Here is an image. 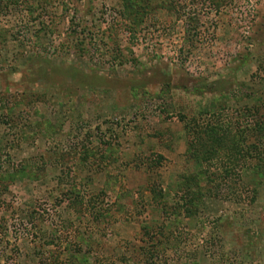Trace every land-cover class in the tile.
Wrapping results in <instances>:
<instances>
[{
	"label": "rangeland",
	"instance_id": "obj_1",
	"mask_svg": "<svg viewBox=\"0 0 264 264\" xmlns=\"http://www.w3.org/2000/svg\"><path fill=\"white\" fill-rule=\"evenodd\" d=\"M120 9L0 0V264H264V0Z\"/></svg>",
	"mask_w": 264,
	"mask_h": 264
},
{
	"label": "trees",
	"instance_id": "obj_2",
	"mask_svg": "<svg viewBox=\"0 0 264 264\" xmlns=\"http://www.w3.org/2000/svg\"><path fill=\"white\" fill-rule=\"evenodd\" d=\"M210 3L216 2L217 0H209ZM152 0H121V9L119 11L120 16H123L127 19L129 24L131 25H139L143 20H145V17L147 16L148 12L151 10L149 9V6L151 5ZM159 5L162 7L165 5H169L165 1L159 2ZM151 8V7H150ZM247 128V126L245 127ZM241 129L238 132L239 141L235 140V137L233 139V142H227L224 138V134L219 133L218 130H216L215 127L209 126L208 128H204L203 131L200 133H195L189 136L188 143H187V152L191 154L192 156H195L196 158H202V161H207L212 157H216L218 155V152L221 148L228 149V153L230 154L233 159L235 160L237 156L242 157L244 154L243 146L244 141L248 137V133H245L244 130ZM255 133L256 136L261 137L264 133V119L256 120L253 127L251 128L250 132ZM226 146H228L226 148ZM86 152V148L84 150ZM252 159L254 161H263L264 160V152L256 151L254 155H251ZM22 167L23 170L25 168V164ZM228 171V170H227ZM10 177H21L23 172L16 171L15 173H12ZM19 177V178H20ZM160 196V195H159ZM159 196L156 195V198ZM80 200L78 199L79 203ZM159 202V201H157ZM190 210V207L187 208ZM78 210V209H77Z\"/></svg>",
	"mask_w": 264,
	"mask_h": 264
}]
</instances>
